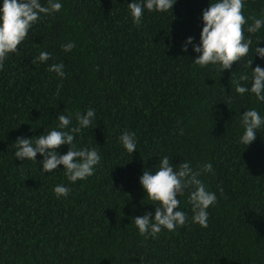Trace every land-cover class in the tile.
<instances>
[{
	"label": "trees",
	"instance_id": "trees-1",
	"mask_svg": "<svg viewBox=\"0 0 264 264\" xmlns=\"http://www.w3.org/2000/svg\"><path fill=\"white\" fill-rule=\"evenodd\" d=\"M60 2L0 67V264H264V127L246 148L237 143L239 116L248 108L264 116V103L231 94L232 80L250 75L243 59L223 71L192 63L191 45L181 51L189 36L198 43L209 0L145 11L139 25L128 16L133 0ZM242 13L250 24L264 14V0H244ZM244 34L254 46L264 27ZM69 41L75 47L65 53L61 45ZM39 51L50 59L33 64ZM53 63H63L62 80L47 71ZM257 65L264 61L254 58ZM88 108L95 119L74 143L98 151L91 177L71 185L62 166L42 175L39 154L37 162L13 158L17 137L47 133L61 112L72 114L74 126L75 114ZM123 131L136 134L132 154L118 141ZM164 155L193 169L211 163L201 179L217 199L201 228L185 193V224L145 239L131 218L154 207L138 180ZM60 183L71 188L67 198L53 193Z\"/></svg>",
	"mask_w": 264,
	"mask_h": 264
},
{
	"label": "clouds",
	"instance_id": "clouds-1",
	"mask_svg": "<svg viewBox=\"0 0 264 264\" xmlns=\"http://www.w3.org/2000/svg\"><path fill=\"white\" fill-rule=\"evenodd\" d=\"M177 0H133L127 4L128 16L134 25L141 23L145 11L164 13L172 10ZM244 0H209L207 7L201 12L202 27L199 32L198 43L189 36L181 45V51L187 52L191 45L195 58V65L205 68L208 66L229 70L234 63L244 60L250 75L242 74L233 79L231 94L239 96L250 94L258 103H264V67L257 65L252 68L254 58L264 61V47H260L259 40L253 46L252 36L245 37V32L255 34L264 27V14L253 18L247 23L242 8ZM62 8L60 0H0V67L3 66L8 55L17 53L18 46L24 41L32 26L42 17L57 13ZM250 46L253 54L249 57ZM75 47L72 42L61 45L63 52H70ZM48 51H39L32 63L44 64L50 59ZM47 71L55 74L61 80L65 77L63 63H53ZM244 83H241V82ZM59 92V87L57 88ZM231 94L229 96H231ZM72 114H58L55 121L58 123L47 133L31 138L17 137L11 148L13 158L37 162L39 154L42 160L39 171L42 175L52 173L62 166L67 181L75 185L91 177L100 162V155L95 147L77 148L74 143L76 135L82 129L92 126L95 119L94 109L88 108L81 115L75 114V125L72 124ZM242 129L237 143L246 148L256 138L259 130L264 127V116L256 108L245 109L239 116ZM182 133V129L180 130ZM135 132L123 131L118 141L121 147L129 154L136 151ZM67 146V151L60 154V146ZM212 170V164L205 162L202 166L193 169L189 161L173 165L167 155L160 156L156 170H142L138 183L144 192V198L153 203L154 213L144 214L131 218L138 235L147 239L155 238L162 230L172 232L185 224L186 213L179 209L180 197L187 193V203L190 205L191 221L201 228L208 227V209L216 203V194L209 191L201 176ZM71 188L63 183L53 187L57 199L67 198Z\"/></svg>",
	"mask_w": 264,
	"mask_h": 264
}]
</instances>
